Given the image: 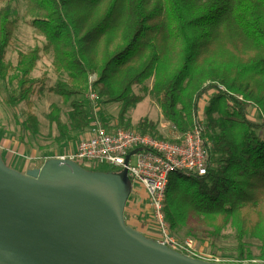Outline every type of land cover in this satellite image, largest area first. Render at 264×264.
I'll return each mask as SVG.
<instances>
[{
  "label": "trees",
  "instance_id": "16d2710c",
  "mask_svg": "<svg viewBox=\"0 0 264 264\" xmlns=\"http://www.w3.org/2000/svg\"><path fill=\"white\" fill-rule=\"evenodd\" d=\"M25 2L28 24L45 45L19 53L15 67L7 63L15 30L13 6L7 1L0 7V80L13 72L18 76L17 94L9 103L32 108L31 97L44 86L43 79L30 77L42 53L52 54L54 70L67 75L66 82L48 92L69 104L70 128L76 134L86 131L92 119L87 97L91 75L97 76L92 87L98 102L120 106L119 126L143 100L133 87L152 79L148 95L180 134L193 128L200 100L214 91L201 123L209 153L206 174L170 175L165 219L172 231L190 224L211 229L212 245L229 227L237 260L251 257L246 237L259 242L258 259L264 260V119L252 122L246 114L253 105L264 118V0ZM85 93L88 106L81 99ZM59 113L53 105L50 117L61 143L71 138ZM36 122L28 111L26 123ZM135 130L157 136L156 124L146 120ZM135 223L141 229L147 224L141 218Z\"/></svg>",
  "mask_w": 264,
  "mask_h": 264
},
{
  "label": "water",
  "instance_id": "95a60500",
  "mask_svg": "<svg viewBox=\"0 0 264 264\" xmlns=\"http://www.w3.org/2000/svg\"><path fill=\"white\" fill-rule=\"evenodd\" d=\"M131 191L126 169L52 158L22 172L0 149V264H236L193 259L144 236L125 221Z\"/></svg>",
  "mask_w": 264,
  "mask_h": 264
},
{
  "label": "rangeland",
  "instance_id": "374dc122",
  "mask_svg": "<svg viewBox=\"0 0 264 264\" xmlns=\"http://www.w3.org/2000/svg\"><path fill=\"white\" fill-rule=\"evenodd\" d=\"M7 1H10L13 6L12 21L15 25V30L7 49L5 60L15 67L19 53L27 52L35 47L42 48L45 45V41L28 24L24 14L26 10L25 0H0V7ZM30 77L37 81L44 80L42 90L38 91V89L30 99L32 102V108L30 110L26 108L24 103H9L10 97L17 94V73H11L5 81L0 80V148L3 151L4 162L8 166L22 172L41 167L46 160L52 159L53 156L73 152L79 141L84 138L83 136L88 129L80 134L74 133L70 128L69 104H65L58 96L48 92V89L55 87L59 82L67 81L66 74L58 73L54 70L52 66V54H41ZM152 84L153 80L150 79L141 86L133 87V94L143 97V100L134 108L129 109L122 126H119L118 116L120 106L118 104H106L102 100L97 102L98 104L94 105V108L98 111L97 116L99 117L100 123L109 129L126 128L135 130L139 123L146 120L156 124L158 137L170 138L172 126L163 119L158 105L148 95V90L151 89ZM214 95V91H209L200 100L199 116H201V120H204V109ZM81 99L88 106L86 93ZM53 105L59 108V118L62 125L70 129V140L61 143L58 142L59 129L50 117ZM28 111L36 118V125L26 123ZM246 114L247 119L252 122L259 123L264 119L262 114L253 105L247 106ZM260 135L264 138V129L260 132ZM82 166L85 169L112 172V170L91 163L82 164ZM140 188V186L133 187L134 191L132 192L135 193H132L128 198L124 217H126L127 222L130 221L136 227L135 229H139V231L158 240V234L151 228L148 196ZM136 218L145 220L147 227L144 226L141 229L140 224L135 223ZM167 224L169 226L168 222ZM169 230L175 239L180 242L186 238L192 239L195 243V249L198 252L212 257L215 256L221 263H235L236 261L239 264H264V260L258 259L259 242L248 237L244 241L251 257H244L241 261L237 260L234 232L229 227L221 233L219 239L213 245L211 244V229L206 227L190 224L175 231H172L169 226Z\"/></svg>",
  "mask_w": 264,
  "mask_h": 264
},
{
  "label": "built area",
  "instance_id": "2783aa9c",
  "mask_svg": "<svg viewBox=\"0 0 264 264\" xmlns=\"http://www.w3.org/2000/svg\"><path fill=\"white\" fill-rule=\"evenodd\" d=\"M95 81L96 75H91L87 97L93 106L92 119L84 138L73 152L53 158L70 160L79 165L91 163L109 170L126 169L132 190L140 186L148 196L151 228L159 236L155 240L187 257L221 263L210 255L198 252L192 239L186 238L182 242L175 239L170 233L163 210L170 175L181 173L184 177H193L206 174L209 153L203 146L201 116L195 118L193 128L187 132L180 134L172 128V135L168 139L137 130L109 129L100 123L98 111L94 108L98 102L92 87Z\"/></svg>",
  "mask_w": 264,
  "mask_h": 264
},
{
  "label": "crops",
  "instance_id": "0c3cea01",
  "mask_svg": "<svg viewBox=\"0 0 264 264\" xmlns=\"http://www.w3.org/2000/svg\"><path fill=\"white\" fill-rule=\"evenodd\" d=\"M171 135H172V134H171ZM83 137H84V136H83ZM0 149H1V148H0ZM1 154H2V156H3V151H2V150H1ZM140 190H142V191H144V193H146L145 190H144L142 187L140 188ZM132 191H134V190H132ZM132 193H135V192H131V194H132ZM131 194H130V196H131ZM146 196H147V194H146ZM132 197H133V196H132ZM125 221H126V217H125ZM132 227H133V226H132Z\"/></svg>",
  "mask_w": 264,
  "mask_h": 264
}]
</instances>
